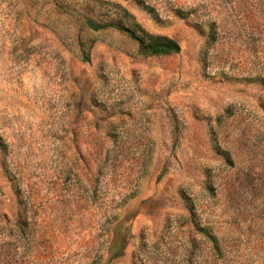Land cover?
<instances>
[{"label":"rangeland","instance_id":"1","mask_svg":"<svg viewBox=\"0 0 264 264\" xmlns=\"http://www.w3.org/2000/svg\"><path fill=\"white\" fill-rule=\"evenodd\" d=\"M0 264H264V0H0Z\"/></svg>","mask_w":264,"mask_h":264},{"label":"trees","instance_id":"2","mask_svg":"<svg viewBox=\"0 0 264 264\" xmlns=\"http://www.w3.org/2000/svg\"><path fill=\"white\" fill-rule=\"evenodd\" d=\"M141 31L143 35L138 36L137 39L144 53L149 55H170L181 51V46L175 39L163 35H152L144 30ZM132 33L136 35L135 31H132Z\"/></svg>","mask_w":264,"mask_h":264}]
</instances>
